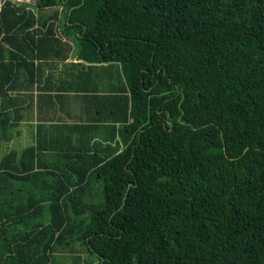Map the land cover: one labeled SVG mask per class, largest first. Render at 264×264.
<instances>
[{"label": "trees", "instance_id": "16d2710c", "mask_svg": "<svg viewBox=\"0 0 264 264\" xmlns=\"http://www.w3.org/2000/svg\"><path fill=\"white\" fill-rule=\"evenodd\" d=\"M36 7H0V264H264V0ZM45 101L78 123L5 149Z\"/></svg>", "mask_w": 264, "mask_h": 264}, {"label": "crops", "instance_id": "0c3cea01", "mask_svg": "<svg viewBox=\"0 0 264 264\" xmlns=\"http://www.w3.org/2000/svg\"><path fill=\"white\" fill-rule=\"evenodd\" d=\"M70 61H73L71 57H69L66 62ZM74 95L75 97L79 96L78 94H73V96ZM78 103H69L63 110L58 111L54 108H50L45 101V104L39 113L35 110L31 111L27 115L28 118L24 119V121L20 123L19 127L14 128V136L9 143L6 144L5 149H19V147L28 146L32 143L31 132H34L37 124L46 127L55 122L67 124L78 123V115L80 114V105ZM2 147V143H0V150H2Z\"/></svg>", "mask_w": 264, "mask_h": 264}, {"label": "built area", "instance_id": "2783aa9c", "mask_svg": "<svg viewBox=\"0 0 264 264\" xmlns=\"http://www.w3.org/2000/svg\"><path fill=\"white\" fill-rule=\"evenodd\" d=\"M36 2L37 0H0V7L5 4L16 7L21 6L24 9L31 11L35 15L37 10Z\"/></svg>", "mask_w": 264, "mask_h": 264}, {"label": "rangeland", "instance_id": "374dc122", "mask_svg": "<svg viewBox=\"0 0 264 264\" xmlns=\"http://www.w3.org/2000/svg\"><path fill=\"white\" fill-rule=\"evenodd\" d=\"M77 252H78V254H81L80 251H77ZM54 256H55V259L57 260V262L60 263V264H72V263H70L71 262V260H70V256H71L70 252H62V253L59 252V253L55 254ZM81 256L84 257L85 255L81 254ZM82 262L80 264H85V261H82Z\"/></svg>", "mask_w": 264, "mask_h": 264}]
</instances>
